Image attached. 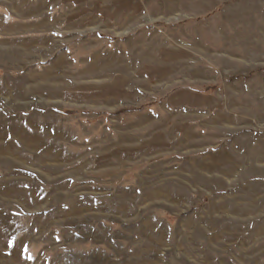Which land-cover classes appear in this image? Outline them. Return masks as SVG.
<instances>
[{
    "label": "rangeland",
    "instance_id": "rangeland-1",
    "mask_svg": "<svg viewBox=\"0 0 264 264\" xmlns=\"http://www.w3.org/2000/svg\"><path fill=\"white\" fill-rule=\"evenodd\" d=\"M0 264H264V0H0Z\"/></svg>",
    "mask_w": 264,
    "mask_h": 264
}]
</instances>
